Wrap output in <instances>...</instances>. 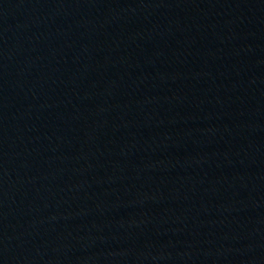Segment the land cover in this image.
Instances as JSON below:
<instances>
[{
  "label": "water",
  "instance_id": "water-1",
  "mask_svg": "<svg viewBox=\"0 0 264 264\" xmlns=\"http://www.w3.org/2000/svg\"><path fill=\"white\" fill-rule=\"evenodd\" d=\"M0 264H264V0H0Z\"/></svg>",
  "mask_w": 264,
  "mask_h": 264
}]
</instances>
